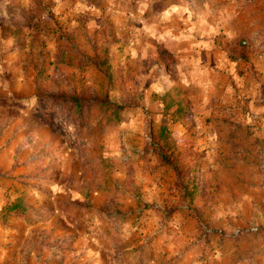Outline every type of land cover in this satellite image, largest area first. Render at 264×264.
I'll return each mask as SVG.
<instances>
[{"label": "rangeland", "instance_id": "1", "mask_svg": "<svg viewBox=\"0 0 264 264\" xmlns=\"http://www.w3.org/2000/svg\"><path fill=\"white\" fill-rule=\"evenodd\" d=\"M255 1L0 0V264H264V74L206 112L143 63L169 11L234 23ZM248 11L246 61L264 56Z\"/></svg>", "mask_w": 264, "mask_h": 264}, {"label": "crops", "instance_id": "2", "mask_svg": "<svg viewBox=\"0 0 264 264\" xmlns=\"http://www.w3.org/2000/svg\"><path fill=\"white\" fill-rule=\"evenodd\" d=\"M244 5L238 8L237 16L239 17L236 18L234 23L233 18L229 16L230 9L226 10L224 7L216 13L210 6H207L200 13L191 14L193 17L187 22L183 19V16H186L185 12H181V10H178V12L176 10L169 11L166 21L173 20V24L168 22L159 30L157 35L159 39L155 38L153 42L149 41L152 44L161 43V58L157 57L155 59V56H153L155 53L148 52L143 60L147 68L145 74H159L161 79H164L166 74L168 76L171 74L172 77L174 76L175 82H169V85L166 82L167 91L173 86L180 87L186 92L182 94L185 103H188V101L195 102V107H197L200 101H203V110H201L206 112L212 109V107L208 108V104L215 100L217 90L220 88L221 92L226 94V88L232 86L233 78H238V74H246L247 78H249L248 74H264V56L247 53L250 57L246 61L237 56L234 57L231 50L232 42L241 34H247L248 31L246 26L241 24L242 15L249 14L248 9L251 11L263 9L264 12L261 1L256 0L254 3ZM177 14L179 15L177 16ZM256 23L255 20H252L251 25L259 28ZM252 29L249 28V30ZM151 55L153 56L152 59H150ZM165 56H168V59ZM247 83H249V79H247ZM193 88L199 91H204L206 88L209 90L206 95L202 92L195 99H189L188 96L193 93L189 94L187 91L193 90ZM210 90H212V93ZM247 92H250L248 88ZM213 136L209 135L206 138L212 140ZM143 174L145 178L141 183L149 192L154 190V200H156L159 196L158 192L161 193V187L158 186H162V184L152 183L153 174L151 169H145ZM186 178H184L183 184L187 182ZM18 202L20 203L21 200H18ZM0 207L1 216H4L6 206L1 204ZM3 237H5V234Z\"/></svg>", "mask_w": 264, "mask_h": 264}, {"label": "trees", "instance_id": "3", "mask_svg": "<svg viewBox=\"0 0 264 264\" xmlns=\"http://www.w3.org/2000/svg\"><path fill=\"white\" fill-rule=\"evenodd\" d=\"M161 1H164V0H161ZM19 209V208H18Z\"/></svg>", "mask_w": 264, "mask_h": 264}]
</instances>
